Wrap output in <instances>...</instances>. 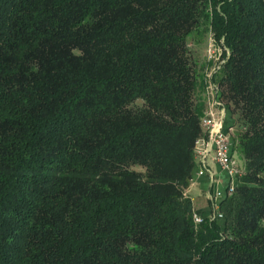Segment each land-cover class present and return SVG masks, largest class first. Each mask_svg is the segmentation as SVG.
I'll return each mask as SVG.
<instances>
[{
    "label": "trees",
    "instance_id": "16d2710c",
    "mask_svg": "<svg viewBox=\"0 0 264 264\" xmlns=\"http://www.w3.org/2000/svg\"><path fill=\"white\" fill-rule=\"evenodd\" d=\"M209 80L243 173L195 222ZM0 264H264V0H0Z\"/></svg>",
    "mask_w": 264,
    "mask_h": 264
},
{
    "label": "built area",
    "instance_id": "2783aa9c",
    "mask_svg": "<svg viewBox=\"0 0 264 264\" xmlns=\"http://www.w3.org/2000/svg\"><path fill=\"white\" fill-rule=\"evenodd\" d=\"M206 95V108L200 119L202 134L194 142V155L200 168L205 169L208 159H211L227 177L228 182L224 191L214 192L213 199L217 200L232 193L235 180L243 173V168L233 157L232 134L230 128L224 127L226 107L218 97L215 84L210 80L206 86ZM210 218H222L218 201H213ZM193 219L199 222L201 217L194 214Z\"/></svg>",
    "mask_w": 264,
    "mask_h": 264
},
{
    "label": "crops",
    "instance_id": "0c3cea01",
    "mask_svg": "<svg viewBox=\"0 0 264 264\" xmlns=\"http://www.w3.org/2000/svg\"><path fill=\"white\" fill-rule=\"evenodd\" d=\"M227 112V109H226ZM231 116L229 115V120L226 123V113L224 118V127L230 128L234 124L229 123ZM233 157L235 162L242 166V159L239 152L233 149ZM228 179L225 174L220 170L219 166L211 159H208L207 166L205 169L200 168L199 164L193 169L192 179L186 189V193L189 196L194 214L203 217H210L212 212L213 201L217 202L219 199H213L215 191H224L226 188Z\"/></svg>",
    "mask_w": 264,
    "mask_h": 264
},
{
    "label": "rangeland",
    "instance_id": "374dc122",
    "mask_svg": "<svg viewBox=\"0 0 264 264\" xmlns=\"http://www.w3.org/2000/svg\"><path fill=\"white\" fill-rule=\"evenodd\" d=\"M195 33L192 37H194ZM188 45L192 46V49L195 51V54L198 58V65H202L205 67V72L209 76V73L212 72L219 63L221 62L219 58V52L220 48L219 46L215 45V43L212 41V38L207 34V32H201L199 35L194 37L193 41L188 42ZM229 110L227 109L226 112V123L229 120ZM234 118V116H233ZM233 118L229 121V123H232ZM238 129V124H233L230 129V133L234 134ZM236 151L238 152V149L236 148Z\"/></svg>",
    "mask_w": 264,
    "mask_h": 264
}]
</instances>
